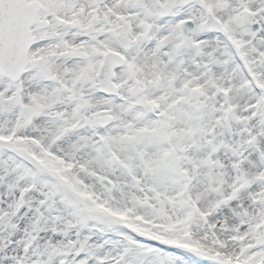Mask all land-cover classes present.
Masks as SVG:
<instances>
[{
    "label": "snow or ice",
    "instance_id": "1",
    "mask_svg": "<svg viewBox=\"0 0 264 264\" xmlns=\"http://www.w3.org/2000/svg\"><path fill=\"white\" fill-rule=\"evenodd\" d=\"M0 264H264V0H0Z\"/></svg>",
    "mask_w": 264,
    "mask_h": 264
}]
</instances>
